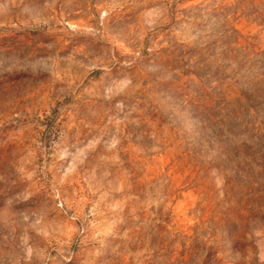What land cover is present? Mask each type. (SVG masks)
Segmentation results:
<instances>
[{
	"label": "rangeland",
	"instance_id": "1",
	"mask_svg": "<svg viewBox=\"0 0 264 264\" xmlns=\"http://www.w3.org/2000/svg\"><path fill=\"white\" fill-rule=\"evenodd\" d=\"M0 264H264V0H0Z\"/></svg>",
	"mask_w": 264,
	"mask_h": 264
}]
</instances>
